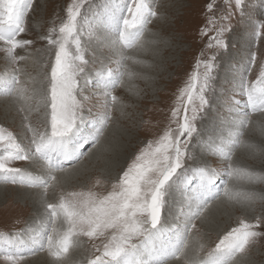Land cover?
<instances>
[{"label":"rangeland","instance_id":"rangeland-1","mask_svg":"<svg viewBox=\"0 0 264 264\" xmlns=\"http://www.w3.org/2000/svg\"><path fill=\"white\" fill-rule=\"evenodd\" d=\"M146 2L155 15L149 18L139 38L131 47H127L118 41L115 32L100 22L105 6L119 4L121 0H83L77 24L83 58L87 63L82 65L84 73L77 76L81 86L76 91V98L83 105L82 114L86 120L104 122L105 126L99 141L93 144L91 136L95 135V130L91 123L87 125L89 143L80 149L82 155L78 162L64 166L82 165L84 172L58 183L49 204H59L62 196L67 197L72 192L107 195L122 172L149 143L155 146L169 131L177 134V121L182 123L184 109L181 107L176 119L172 112L179 106V96L190 83H194V91H198L203 83L205 69L203 63L197 68V62L211 61L214 79L205 93L209 104L198 112L194 122L197 132L190 142L193 159L186 161L185 168L188 171L185 176L175 178L180 180L179 186L171 191L169 203L162 214V224L166 230L182 228L193 211L199 209V215L193 220L195 228L188 233L181 254L168 257L167 264L174 261L191 264L193 260L203 264L229 231L241 227L242 223L255 225L257 219L261 224L252 228V231L259 235L250 239L244 250L233 257L231 264L234 261L237 264H264V182L224 175L231 165L232 168L264 176V109L252 110L242 90V82L256 89L264 84L260 79V73L264 70V33L257 37L254 27L264 21V7H261L260 0H248V7L241 14L234 9L235 0ZM75 3H81V0H33V6L25 19L26 30L17 36V39L30 40L32 43L9 52L10 45L0 41V86L6 85L4 91L0 87V104H6L3 99L18 100L19 103L0 110V136L3 135L0 157L11 151L9 137L22 147L25 146L19 133L32 120H45L44 124L36 123L34 133L40 127L50 133V107L45 106L43 97L50 88L51 67L57 49L48 43L46 37L61 36L59 29L68 20V8ZM230 8L233 15L229 22L222 18ZM224 23H229L232 29L222 37L228 45L227 49L217 47L212 39ZM67 48L75 54L73 39L69 40ZM119 50L124 51L122 57L121 54H115ZM253 52L255 62L246 75ZM212 57L215 59L212 60ZM85 73L91 81L86 88L83 86ZM111 77H119V83L115 87H106L104 81ZM111 96H115L116 100L111 101ZM234 101H239V107ZM109 104L111 107H108ZM240 109L249 112L242 128V117L237 115ZM15 114L23 122L21 127L14 124ZM106 115L108 119L104 121ZM97 146L99 150L91 155L92 149ZM32 160H9L6 161V167L23 172ZM198 170H202V176ZM95 173H100L102 178L94 177ZM0 174L3 175L0 177V187L5 186L7 189L0 191V264H5L1 259L8 252L25 248L29 241L40 242L41 239L45 243L43 250L38 247V251L6 260V264H21L25 257L37 253L53 256L46 245V234H52V217L45 226L40 223L43 217H34L33 222L26 226L33 213L32 207L22 200L16 190H11L13 187L20 189L26 186L18 180L13 183L11 178H5L4 173ZM209 180L215 181L212 190L218 191L220 195L202 204L205 189L201 185H207ZM225 185L233 198L227 196L228 202L222 206L218 201L225 196ZM54 226L58 234L67 231L63 214L56 218ZM103 236L110 240L111 230ZM87 237L83 234L74 235L68 252L56 258L65 260L70 254L80 257L83 264H90L102 256L104 244L108 240L98 241L94 250H90L91 239L89 241ZM165 242H157L156 248L159 249ZM84 245L87 251H93L91 261L85 260V252H80ZM142 259L151 260L147 254Z\"/></svg>","mask_w":264,"mask_h":264},{"label":"snow or ice","instance_id":"snow-or-ice-1","mask_svg":"<svg viewBox=\"0 0 264 264\" xmlns=\"http://www.w3.org/2000/svg\"><path fill=\"white\" fill-rule=\"evenodd\" d=\"M264 7V0H260ZM33 6V0H0V41L10 45L9 52H14L18 47H24L32 43L30 40L17 39V36L25 32V19ZM81 3H75L68 8V20L59 32L61 36L53 38L46 37L49 44L56 46L54 64L51 67L50 88L43 97V103L50 107V133H34L32 147L25 149L15 140L9 137V148L7 155L0 157V173L5 178H11L12 182L20 178L21 184L47 187L57 177V171H63L64 162L75 163L80 159V149L89 143V134L86 133L88 124H92L95 135L91 136L93 144L99 141L104 130V122H91L86 120L83 113V105L76 98V91L81 86L77 79L80 73H84V60L81 41L78 35L77 16L80 15ZM211 9V5L208 6ZM248 7V0H235L234 9L243 14ZM155 15L146 0H121L119 4L106 5L101 17V24L106 25L117 34L118 41L127 47L139 38L149 18ZM233 11L230 10L222 18L231 20ZM255 34L259 37L264 33V21L255 24ZM232 31L229 23H224L212 39L217 47L227 49V43L222 39L225 32ZM73 39L76 52L73 55L67 48L69 40ZM211 46V41H210ZM22 59V57H21ZM212 60L215 57L211 58ZM80 63H77V62ZM255 62V53L250 54L247 72ZM204 65L203 83L198 91L195 84L190 83L179 96V106L173 110L174 119L179 117L180 109L183 107L184 116L182 123L178 120L177 134L171 131L156 142L153 146L148 144L127 168L122 172L119 180L113 184L112 191L107 195L99 196L92 192L68 193L67 197H61L59 204L47 205L52 217V234H46V245L54 257H60L67 253L72 244V237L83 234L88 237L103 236L111 230V238L104 244L102 256L91 261L90 264H167L168 257H177L186 245L188 233L195 228L193 220L199 215V209L193 211L183 223L182 228L166 230L162 224V214L169 203L173 188H178L175 178L185 176L188 171L185 168L187 159H193L190 151V142L193 134L197 132L195 120L197 114L209 104L205 95L211 87L210 81L214 79L212 73L214 65L211 61H198ZM261 81H264V70L260 73ZM91 81L85 73L84 84L86 88ZM106 87H115L119 83V77H111L104 81ZM242 90L247 97L248 106L252 110L264 109V84L259 89L248 87L242 82ZM187 98V99H185ZM111 101L116 97L111 96ZM239 107V101H234ZM108 107H111L109 104ZM191 113V115H189ZM241 128L249 117V112L240 109L237 113ZM108 116L104 117L107 121ZM99 125V126H97ZM181 137H185L181 139ZM3 136H0V140ZM57 159L53 160V156ZM36 160L43 161L48 167L45 178L37 176H23L19 169L6 167L9 160ZM183 170V171H181ZM200 175H203L202 170ZM228 177H243L249 181L264 182V176L247 172L229 165L224 173ZM190 182V181H189ZM214 180H209L207 185H201L205 189L202 193L204 199L202 204L220 195L218 191L212 190ZM224 195L233 198L230 190L225 185ZM63 214L67 223V231L62 234L56 232L54 221ZM261 221L257 219L255 225L242 223L241 227L229 231L216 245L214 252L209 254L205 264H231L233 257L242 252L250 239L259 235L252 228L259 227ZM159 249L157 242H163ZM45 243H40L43 250ZM35 249H28L33 253ZM147 254L151 260L142 257ZM23 255L20 249L8 252L7 260H13ZM107 258V259H104ZM191 264H201L193 260Z\"/></svg>","mask_w":264,"mask_h":264},{"label":"bare ground","instance_id":"bare-ground-1","mask_svg":"<svg viewBox=\"0 0 264 264\" xmlns=\"http://www.w3.org/2000/svg\"><path fill=\"white\" fill-rule=\"evenodd\" d=\"M120 51V50H119ZM126 53V52H125ZM115 54H121V57H122V55H124V51L122 50V51H120V52H115ZM22 55V54H21ZM14 70L16 71V69L14 68ZM14 71V72H15ZM14 75V74H13ZM6 85L4 84V85H2V86H0L1 87V89H3V91H4V88L3 87H5ZM11 99V98H10ZM4 101H5V103L6 104H0V110L1 111H3V110H6V109H8L9 107H12V106H14V105H12V104H16V105H18L19 103L17 102L18 100H9V99H3ZM2 100V101H3ZM1 101V100H0ZM10 101H13V103L12 102H10ZM1 103V102H0ZM18 103V104H17ZM21 111H23V110H21ZM21 113V112H20ZM22 114V113H21ZM14 124L17 126V125H19V127H21V124L23 123L22 122V120H20V118L18 117V116H16V114H15V116H14ZM31 122V121H30ZM41 123V124H44L45 123V120H44V118H40V119H37V120H32V122L31 123H29L26 127H24V130H23V132H21V133H19V135H21V140L23 141L24 140V143H25V146H23L24 148L26 147V148H29L30 146H32V144H31V142H32V135H33V133L35 132V126H37L36 125V123ZM27 123V122H26ZM23 125V124H22ZM47 125V124H46ZM46 125H43V127L45 126L46 127ZM29 126L31 127L32 126V129H29ZM48 127V126H47ZM21 130V129H20ZM42 130H43V132L44 131H46L44 128H42V127H40V129H39V131H36V133H42ZM49 130V129H48ZM3 131V130H2ZM50 131V130H49ZM4 132V131H3ZM1 135V134H0ZM10 135V134H9ZM18 135V134H17ZM3 136V135H2ZM5 137V136H4ZM18 140V139H17ZM4 142V141H3ZM254 142V141H253ZM4 146H6V145H4ZM254 146V145H253ZM98 147L99 146H97L96 148H93L92 149V151H91V155H93V154H95L99 149H98ZM101 151H103V150H101ZM241 154V153H240ZM105 155V154H104ZM238 158H240V156L239 157H235L234 158V160L233 161H236ZM55 159H57L56 157H55V155L53 156V160L55 161ZM109 162H113V161H109ZM109 162H107V163H109ZM65 163H67L66 165H64V166H67L68 165V163L69 162H64V164ZM21 164V163H20ZM70 165L72 164V163H69ZM25 165H27V164H25ZM107 165V164H106ZM105 165V166H106ZM109 166H110V163H109ZM22 168V167H21ZM25 168V167H24ZM23 168V169H24ZM27 168V170H23V172L21 171V174L23 175V176H29V175H31V176H37V177H40V178H45L46 176H47V174H48V167H47V165L44 163V162H41V161H36V160H32V161H30L29 162V164H28V167H26ZM99 168V167H98ZM17 169V168H16ZM100 169V168H99ZM83 172H84V170H83V166L82 165H73V166H69V167H67V168H65L64 167V169H63V171H57L56 173H55V175H56V177H57V179H56V181H54L52 184H50L48 187H47V191H48V193L47 194H45V189L44 188H34V187H30L31 185H28V184H24L26 187H23V188H20V189H16L15 187H13L11 190L12 191H15L16 190V192H17V194H19L20 196H21V198H22V200L24 199V200H26L27 201V203L32 207V211H33V213L30 215V217L28 218V224L26 223V226L27 225H30V223H32L33 222V220H34V217H43V220L42 221H40V223H41V225L42 226H45V225H47V223H48V221L50 220V216H51V214H50V212H49V210H48V207H47V205L49 204V203H51L52 202V200H51V197H52V194H53V191L55 192V191H57V188H58V183H61L62 181H67V180H70V179H72L74 176H80V175H82L83 174ZM3 175L2 174H0V177H2ZM94 177H96V178H102V175L100 174V173H95L94 174ZM79 178V177H78ZM18 181L20 180V178H18L17 179ZM98 180V179H97ZM99 181V180H98ZM99 183V182H98ZM102 183V182H101ZM101 186V185H100ZM5 187V186H4ZM4 187H0V191L2 190L3 191V189L4 190H7L6 188H4ZM22 187V186H21ZM79 187H80V185H79ZM99 188V187H98ZM11 190H8V192L9 191H11ZM74 190V189H73ZM6 192V191H5ZM52 192V193H51ZM68 192H70V191H67V193ZM79 192V191H78ZM81 192V191H80ZM11 193V192H10ZM9 196V195H8ZM15 196V195H14ZM12 197V196H11ZM15 198V197H14ZM18 199H20V198H18ZM25 201V202H26ZM219 203L221 202V204H222V206H224V205H226L227 204V202H228V197L225 195L223 198H222V200L221 201H218ZM217 202V204H219ZM232 202V201H231ZM19 203V202H18ZM232 204H234V203H232ZM22 205V204H21ZM4 206V205H3ZM247 206V205H246ZM245 207V206H244ZM248 208V207H247ZM7 209V208H6ZM6 209H4V210H6ZM254 209V208H253ZM23 210V209H22ZM19 212V211H18ZM22 214V213H21ZM20 214V215H21ZM30 214V213H29ZM8 222V221H7ZM9 224V223H8ZM88 238V240L89 239H91V248H90V250L92 249V250H94L93 248H94V246H95V244L99 241V242H101V241H104V240H108L105 236H103V237H87ZM99 238H100V240H99ZM43 240L44 239H41L40 240V242H32V241H29V242H27V245H26V247L25 248H22V249H20L22 252H23V254H26V253H28V254H30L29 252H28V249H35V251H38V247H40V243H42L43 242ZM90 241V240H89ZM101 245H103V244H101ZM97 248H99V247H97ZM101 249V248H100ZM97 250V249H96ZM34 251V252H35ZM33 252V253H34ZM80 252H85L84 254L87 256L86 258H85V260H87V261H91V258H92V252H89V251H87V248H86V245H84V247L80 250ZM2 260V262L4 263L5 262V264H6V260L7 259H5V258H3V259H1ZM9 261V260H8ZM15 261H19V259H16ZM20 262V261H19ZM21 264H83V262H82V260H81V258L80 257H73V256H70V254L66 257V259L65 260H63V259H59V258H56V257H54V256H50L48 253H44V254H33V255H31V256H28V257H25L24 259H23V261L22 262H20ZM234 263L235 264H237L235 261H234ZM233 263V264H234ZM2 264V263H1ZM9 264V263H8ZM11 264V263H10ZM170 264H178V262L177 261H174V262H172V263H170ZM203 264H205V263H203Z\"/></svg>","mask_w":264,"mask_h":264}]
</instances>
